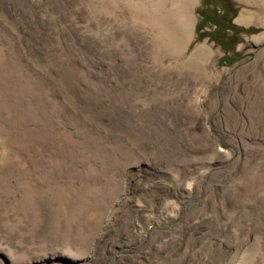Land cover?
I'll return each mask as SVG.
<instances>
[{"label":"rangeland","instance_id":"374dc122","mask_svg":"<svg viewBox=\"0 0 264 264\" xmlns=\"http://www.w3.org/2000/svg\"><path fill=\"white\" fill-rule=\"evenodd\" d=\"M0 264H264V0H0Z\"/></svg>","mask_w":264,"mask_h":264}]
</instances>
